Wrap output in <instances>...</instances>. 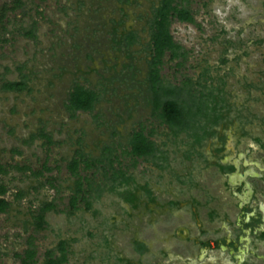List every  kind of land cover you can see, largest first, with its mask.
Masks as SVG:
<instances>
[{
	"label": "rangeland",
	"instance_id": "374dc122",
	"mask_svg": "<svg viewBox=\"0 0 264 264\" xmlns=\"http://www.w3.org/2000/svg\"><path fill=\"white\" fill-rule=\"evenodd\" d=\"M22 1L20 7L5 10V30L0 27V37L7 38L0 42V81L22 75L26 79V89L20 92L0 90V164L6 169L0 173L6 187L1 197L9 202L0 213V264H20L30 243L35 249L33 264H42L46 250L57 254L60 240L66 242L62 264H128L134 257L132 239H153L163 225L153 211L138 208L127 216V204L117 194L119 187L109 189L110 177L118 169L138 183L151 180L153 186L156 180L151 164L134 162L126 153L130 130L149 128L152 138L166 141L161 134L164 125L156 112L150 114L141 97L132 117L126 113L127 105L135 103L132 88L147 69L146 21L157 1ZM176 1L190 10L193 22L171 19L169 33L180 47L177 56L167 50L161 55L160 75L175 84L187 79L198 96L217 80L210 76L223 74L225 89L238 95V78L255 80L264 68V41L260 42L264 0ZM4 4L11 2L0 0V7ZM119 20L135 28L139 36L126 52L122 47L115 51L111 43V29ZM31 24L33 38L18 34L20 27ZM120 29L121 25L117 32ZM129 61L137 71L131 81L126 73L130 71L123 67ZM75 82L97 90L105 86L106 92L92 112L79 111L70 119L63 102ZM114 126L117 134L112 132ZM39 132L49 133L52 143H45ZM103 143L115 149L112 169L104 174L102 161L85 169L79 163V176H86L91 185L81 180L83 191L75 194L77 176L69 173L67 162L76 149L84 158L98 157L104 153ZM162 145L172 151L169 141ZM14 164L23 168L16 169ZM72 195L76 199L71 206ZM42 202H51L53 208L44 213L45 224L37 229L31 215Z\"/></svg>",
	"mask_w": 264,
	"mask_h": 264
},
{
	"label": "flooded vegetation",
	"instance_id": "af4514ba",
	"mask_svg": "<svg viewBox=\"0 0 264 264\" xmlns=\"http://www.w3.org/2000/svg\"><path fill=\"white\" fill-rule=\"evenodd\" d=\"M156 1L146 21L149 30L147 69L139 85L132 88L130 95L135 103L127 105V118L132 117L139 104L138 97L145 107L149 106L150 114L155 115L151 88V31L163 0ZM111 32L115 51L122 47L126 52L139 41L137 30L124 26L122 20ZM262 41L264 38H260ZM261 56L264 65V53ZM159 64H155L159 77L157 85L182 86L184 80L175 84L162 78ZM124 66L130 71H126L127 80H133L137 72L134 65L129 61ZM256 74L255 80L238 78V95L225 89L223 74L216 78L210 76L211 80L217 79L208 85V90L218 100L213 111H206L204 117H195L184 129L172 130L162 123L161 134L170 142L173 159L170 158L172 151L161 146L166 141L152 138V129L138 127L127 133L128 147V141L138 131L153 141L150 154L131 156V160L151 164L156 180L151 186V180L138 183L127 174L128 182L117 186L120 191L126 190L130 198L125 201L126 214L131 216L138 208L153 211L163 224L153 239H132L134 257L127 260L128 264H264V68ZM89 88L99 93L92 112L106 90L105 86L99 90ZM235 97L237 101L232 102L230 99ZM79 111L72 117L67 113L68 118H74ZM112 132L117 134V126ZM100 148L112 162L115 158L113 146L103 143ZM76 151L79 150L76 149L72 157L76 156ZM92 159L93 163L107 162L102 160L101 152Z\"/></svg>",
	"mask_w": 264,
	"mask_h": 264
},
{
	"label": "trees",
	"instance_id": "16d2710c",
	"mask_svg": "<svg viewBox=\"0 0 264 264\" xmlns=\"http://www.w3.org/2000/svg\"><path fill=\"white\" fill-rule=\"evenodd\" d=\"M11 5L5 4L0 7V27L5 30L2 24V17H4L5 10H12L15 7H20L23 4L22 0H10ZM172 18L178 21L193 22L192 14L189 9L181 6L176 0H163L160 6L151 31V47L153 51V66L151 67V88L153 91L152 107L160 121L173 129L188 128L190 121H193L198 117L206 116V111H213L218 103V100L211 94L210 90L205 89L200 92L198 96H195L190 90V83L186 79L182 82V86L175 85H157L159 77L157 74L156 63L160 62V57L165 50L169 51L172 56H177L176 50L180 47L173 41L169 33V23ZM34 25L31 24L27 28L20 27L18 34L24 37H34ZM7 38L0 37V42L6 41ZM26 89V83L24 76H20L17 80H1L0 90L22 91ZM99 98V93L95 90L84 87L81 84L73 83L66 94L64 101V108L68 115L72 117L74 112L91 111L93 103ZM38 135L43 136L45 143H52L49 133L39 132ZM129 149L126 151L132 157L144 156L150 154L153 150V141L147 136L143 135L141 131L135 132L132 139L128 141ZM108 150H106L107 152ZM110 152V151H109ZM108 153V152H107ZM75 157H72L67 162V170L71 175L77 176L75 179V194H79L83 190L80 189L81 180L86 181L88 187L91 183L87 180L86 176H79L78 168L79 163H82L83 169L93 165L92 158H84L80 151L75 152ZM102 160H106L104 163L103 173H107V168L112 169L111 158L106 153L102 154ZM12 167L16 169L23 168L17 164ZM6 169L3 164H0V173H5ZM129 176L124 171L118 169L117 172H113L110 180L112 185L110 190L115 189L118 185L126 184ZM6 191L5 185L0 182V213L5 212L8 208L9 202L1 197ZM85 191V190H84ZM96 191V190H95ZM20 193V191H18ZM97 193V191L95 192ZM117 194L125 201H129L130 198L126 194V190L118 191ZM76 199L75 195H72L69 204L72 206ZM85 207H89V203H85ZM53 208L51 202H42L38 208L32 214L33 225L37 229H41L44 224V213ZM138 248V247H137ZM35 249L30 243L23 250L22 257L20 258V264H33ZM66 258V242L60 240L57 245V254L51 253L46 250L43 256L42 264H62Z\"/></svg>",
	"mask_w": 264,
	"mask_h": 264
}]
</instances>
